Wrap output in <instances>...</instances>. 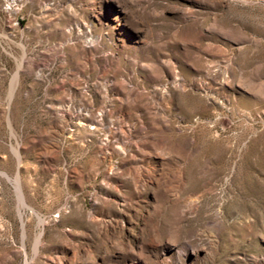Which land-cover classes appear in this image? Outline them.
<instances>
[{
	"label": "rangeland",
	"instance_id": "374dc122",
	"mask_svg": "<svg viewBox=\"0 0 264 264\" xmlns=\"http://www.w3.org/2000/svg\"><path fill=\"white\" fill-rule=\"evenodd\" d=\"M0 264H264V0H0Z\"/></svg>",
	"mask_w": 264,
	"mask_h": 264
},
{
	"label": "bare ground",
	"instance_id": "6f19581e",
	"mask_svg": "<svg viewBox=\"0 0 264 264\" xmlns=\"http://www.w3.org/2000/svg\"><path fill=\"white\" fill-rule=\"evenodd\" d=\"M110 135V134H109ZM16 183H17V187H18V190H19V195H20V199L21 201H24L23 198H22V195H21V192H20V189H19V181H18V177H16ZM15 182V181H14Z\"/></svg>",
	"mask_w": 264,
	"mask_h": 264
}]
</instances>
